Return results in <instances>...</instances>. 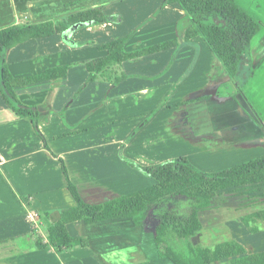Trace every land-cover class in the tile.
Masks as SVG:
<instances>
[{"label": "crops", "instance_id": "crops-1", "mask_svg": "<svg viewBox=\"0 0 264 264\" xmlns=\"http://www.w3.org/2000/svg\"><path fill=\"white\" fill-rule=\"evenodd\" d=\"M258 1L247 5L261 28L241 60L244 83L264 75V54L259 60L253 48L258 39L264 46V0ZM94 7L112 19L29 37L5 51V89L35 109L48 149L31 119L13 111L0 92V264H177L159 257L154 220L136 225L137 210L52 230L60 210L76 205L60 159L81 198L97 204L155 182L123 158L149 166L176 152L213 173L264 155L256 86L238 89L176 2L0 0V27ZM109 56L120 60L114 67L125 78L90 79ZM211 202L199 212L192 245L233 240L245 254L264 251V229L251 232L241 220L264 209V180L215 190ZM75 239L87 244L60 251L52 245ZM171 242L184 248L183 240Z\"/></svg>", "mask_w": 264, "mask_h": 264}, {"label": "trees", "instance_id": "trees-1", "mask_svg": "<svg viewBox=\"0 0 264 264\" xmlns=\"http://www.w3.org/2000/svg\"><path fill=\"white\" fill-rule=\"evenodd\" d=\"M167 2H176L183 9L241 91L243 86L240 75L241 60L248 54L250 42L261 28L255 17L239 6L236 0H167ZM111 19L101 7H94L62 16L0 27V92L13 111L21 117L31 119L43 141L44 138L36 125L38 116L35 109L19 104L5 89V84L10 81L5 68L6 49L29 37L68 33L74 27L99 24ZM113 20L119 21V17ZM119 63V59L109 56L91 71L89 78L101 77L115 83L119 82L125 78V75L117 72L114 67ZM44 146L48 149L45 141ZM60 162L67 188L76 205L60 210L59 220L51 227L54 231L58 230L57 234L63 232L64 225L71 221L99 219L137 210L133 214L136 225H146L154 220V240L159 257H168L177 264H205L222 259L226 260V264H264V251L245 254L244 247L233 240L212 247L194 246L189 241V238L201 228L199 212L212 205L211 199L215 190L264 180V155L213 173L197 169L183 156L149 166H139L129 161V166L138 168L155 182L138 191L97 204H89L81 198L76 186L69 180L61 159ZM178 200L184 201V205H178ZM241 220L251 232L264 229V209L244 215ZM176 238L183 240L184 250L175 249L171 240ZM86 244L84 239H75L52 245L56 251H60Z\"/></svg>", "mask_w": 264, "mask_h": 264}, {"label": "rangeland", "instance_id": "rangeland-1", "mask_svg": "<svg viewBox=\"0 0 264 264\" xmlns=\"http://www.w3.org/2000/svg\"><path fill=\"white\" fill-rule=\"evenodd\" d=\"M257 1V0H256ZM236 2H237V4L239 5V6H241L242 8H244L248 13H250L252 16H254L255 18L257 17V16H255V14L253 13V10H249L248 9V6L247 5H252L253 3H254V0H236ZM258 3H260V4H262V0H259L258 1ZM261 8H262V5L261 6H259V11L262 13V15L260 14V17H259V19H264V11L262 10L261 11ZM258 23L259 24H261V22H260V20H258ZM261 27V26H260ZM260 31V30H259ZM258 31V32H259ZM259 34V33H258ZM260 35V34H259ZM259 35H258V37H259ZM258 41H259V46H258ZM258 41H257V45L255 44L254 45V49H255V53L256 54H259L260 55V57L258 58L259 60H261L262 59V54H264V52L262 51V48L264 47H262V45L263 44H260V40L258 39ZM256 56H258V55H256ZM263 70H264V67H263ZM249 81V80H248ZM243 82V84L245 85V86H248V84L247 83H249V85L252 83V85L253 86H256V88H255V92H256V94H257V98L262 102L261 103V106H263L264 107V75H258V74H255L254 75V77H253V79L251 80L250 79V81L249 82ZM247 84V85H246ZM242 87H244V86H242ZM177 156H176V152H171V159L172 158H176ZM179 157V156H178ZM170 159V158H169ZM123 160L125 161V163L129 166L130 164L128 163L129 161L130 162H133V161H131V160H129V159H126V158H123ZM128 160V161H127ZM166 160H168V159H166ZM135 163V162H134ZM135 164H137V163H135ZM138 165V164H137ZM140 166V165H139ZM131 167V166H130ZM131 168H133V169H135L136 171H138V172H140V173H142L143 174V172L142 171H140L138 168H136V167H131ZM227 169V168H226ZM224 170V169H223ZM143 175H145V174H143ZM145 176H147V175H145ZM135 192V191H134ZM132 193V192H131ZM129 194V193H128ZM177 204L178 205H184V201H180V200H178L177 201ZM176 249V248H175ZM177 250V249H176ZM182 250H184V248L182 249ZM181 251V250H180Z\"/></svg>", "mask_w": 264, "mask_h": 264}, {"label": "built area", "instance_id": "built-area-1", "mask_svg": "<svg viewBox=\"0 0 264 264\" xmlns=\"http://www.w3.org/2000/svg\"><path fill=\"white\" fill-rule=\"evenodd\" d=\"M32 220V219H31Z\"/></svg>", "mask_w": 264, "mask_h": 264}]
</instances>
